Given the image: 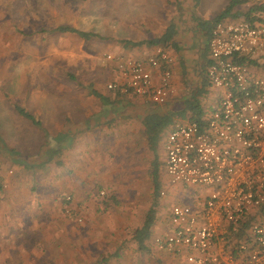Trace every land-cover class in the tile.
Listing matches in <instances>:
<instances>
[{"label": "rangeland", "instance_id": "1", "mask_svg": "<svg viewBox=\"0 0 264 264\" xmlns=\"http://www.w3.org/2000/svg\"><path fill=\"white\" fill-rule=\"evenodd\" d=\"M142 1L147 4L138 6V0H0V257H7L8 264H19L25 255L31 257L25 263L31 264L36 252L43 253L44 259L53 256L60 260L55 264H67L70 256L84 259V264L99 263V257H107L106 252H100L104 249L102 245L88 243L79 254L78 243L74 246L77 239L72 233L66 235L64 225L67 216L72 214L65 213V208L70 209L66 198H72V202L74 194L78 196L79 207L86 195L97 203L86 205L87 212L80 208L79 213H84L86 219L78 215L76 222L73 221V225L82 228V233L87 232L88 236L94 237L98 232L90 225L92 230L88 233V224L94 223V219L95 225H102L109 206L116 208L126 221L135 218L132 224H137L147 215L154 198L153 165L159 173L156 186L159 192L166 194L155 212L158 214L160 209L168 212L177 204L190 203L191 197L186 194L175 196L176 191L167 180L162 144L168 130L163 132L154 150L148 147L144 134L136 136L131 150L125 144L120 149L113 145L105 151L110 154L108 163L114 164L112 173L103 174L92 182H74L76 167L68 172L71 182L61 181L62 151L52 162H46L50 156L48 150L57 154L54 151L63 143L61 131L65 121L85 120L86 111L102 107L94 92L114 97L115 92L107 87L116 78V68L106 56L129 51L127 43L147 39L150 32L168 24V15L175 11L169 5L152 7L160 18L155 21L146 16V9L151 8L148 0ZM178 10L185 11V7L181 5ZM62 26L95 36L84 39L56 31ZM188 28L189 33L193 31L191 25ZM201 38V34L193 33L190 42L200 43ZM204 55L205 48L201 44L188 46L182 52L189 72L181 79L183 93L173 98L174 109L180 110L190 90L199 84ZM210 89L206 110L213 107V99L218 101L220 97L217 89ZM15 105L30 112L39 125L21 117ZM158 107L155 112L168 110ZM54 143L56 146L52 148ZM9 150L13 151L12 156ZM69 159L66 157L67 162ZM81 168L86 170L85 164ZM54 194L58 201L52 203ZM33 196L43 199L44 203L34 204ZM89 206L94 207V215ZM50 241L57 246L50 247Z\"/></svg>", "mask_w": 264, "mask_h": 264}, {"label": "built area", "instance_id": "2", "mask_svg": "<svg viewBox=\"0 0 264 264\" xmlns=\"http://www.w3.org/2000/svg\"><path fill=\"white\" fill-rule=\"evenodd\" d=\"M252 2L263 9L251 20L217 23L208 41L206 76L220 92L216 105L202 123L175 122L165 142L169 184L208 189L201 213L185 205L172 208L175 231L157 244L173 255L193 250L189 264H264V0ZM106 58L117 74L109 91L157 106L176 95L166 50L157 48L145 62Z\"/></svg>", "mask_w": 264, "mask_h": 264}, {"label": "crops", "instance_id": "3", "mask_svg": "<svg viewBox=\"0 0 264 264\" xmlns=\"http://www.w3.org/2000/svg\"><path fill=\"white\" fill-rule=\"evenodd\" d=\"M230 1L231 0H148V7L151 8L146 9V16H149V19L152 18L155 21L158 20L159 15H157L154 12V9H152V7H156L157 5L160 7L163 6V8H166L168 5L173 6V9L175 11L174 13L168 15L166 19L168 24L162 26L158 31L150 32L151 36L147 39L127 43V48L129 49V51L124 50L121 55L145 62L149 56L155 53V50L157 48L164 49L163 47L158 46H147V44L145 43L160 38L165 34L170 25H174L177 50L174 48L164 50H166L173 59V82L175 89L177 88L176 96L179 97L180 93L182 94L184 91V89L182 88L183 86L181 79L182 77H186V74L189 72V68L186 64L187 59L185 58V56H182V52H184V50L191 45L197 46L201 44V46H204L205 50L206 48H208V40L201 34L197 21L214 20L225 11ZM145 3L146 2H143L142 0H138L137 5L141 6ZM181 5L185 7V11L178 10ZM235 12L237 11L235 10ZM188 23L189 26L191 25V28L193 30L190 33L188 31L190 30L188 28ZM188 33L189 38L186 39V34ZM193 33L195 35L201 34L202 40H200V43L193 42V44H191L190 40L193 36ZM182 62L185 65V74L182 70ZM116 75L117 74L115 72V76ZM154 75L158 80L160 75L159 70L154 71ZM185 80H187V78H185ZM94 97H96V99L98 98L97 102L101 103L102 107H99L98 110L96 109L92 111H86L87 114L85 120L82 119L78 122H75L73 120L70 122L65 121V124L63 125V131H61L63 143L60 147L57 146V150L59 152H57V154H53L52 159L53 161L55 156L62 151L64 164L61 172V181L63 183L71 182V175H68V172H70L75 167L76 171H74L73 173H75L76 179H73L74 182H92L100 179L103 174L112 173L114 164L111 162L108 163L107 158L110 156V154H106L105 151L110 149L113 145L120 149L119 147L122 144H125L127 149L129 148L131 150L134 148V144L137 141L136 136L144 134L147 137V144L150 148L147 132L144 125L142 124V118L146 115L154 113L155 111H157L156 109L160 107L154 105L146 98L136 95H119L115 93L114 97L102 96L104 97V99L96 95ZM118 98L124 100L119 101ZM174 99H172L170 103L164 107H166L168 110L172 109L175 103ZM213 100V104L215 105V102L217 101H215V99ZM212 105L209 106L211 107ZM208 111L209 110H206V113ZM172 127L168 129L169 132ZM166 138L162 144L165 158ZM109 140H113L115 142L112 143L109 142ZM55 146L56 145L54 143V146L52 148H55ZM82 149H85L86 152H81ZM67 151L68 154L66 153ZM66 157L70 158L68 162L66 161ZM83 157L85 159H83ZM84 164L86 170L81 168L84 166ZM55 179L59 180L60 178ZM173 188L176 191L175 196L179 194H186L188 195V197H191L189 204L181 203L177 205L190 206L195 210V212L201 213L205 206L208 189L201 190L196 187L187 188L183 186H173ZM161 192L158 197H156L154 193V198L147 215H145L143 220L138 221L137 224H132L135 218H131L130 222L126 221L125 217L121 218L118 215L119 211L116 208H113L112 206H109L108 208L106 207L105 211L108 212L105 214V217H103L102 225H95L94 219V223H87L89 225L88 233L92 230H90V225L92 228H96V230L98 231L95 234L96 236L94 237L88 236L87 232L82 233V228H77L76 226H74L73 221L75 220L76 222L78 215H81L80 217H84L86 219L84 213H79L80 208L82 210L84 209V211L87 212V210H85L87 209L86 205H93V203L95 205L97 203H95V200L92 199L91 196L86 195L87 199L85 196L83 199V203H81L82 206L79 207V202H81V199H79L78 196L74 194V201H72L73 203L71 201V203H66V206L70 207V211L72 212V214L70 216H67L68 220H66L64 229L67 231L66 235L72 233V236L75 237L77 241H75V243L71 240L68 241L74 243V246L78 243L77 251L79 254H82L84 247L88 246V243L89 245H102L104 249L101 248L100 252L101 254L106 252L107 257L103 256L102 259L99 257L100 262L98 260L99 263L97 264H103L102 261H104L105 264H189L187 258L188 255L195 254L193 250L184 249L180 254L173 255L166 251L160 250L157 246L160 239L173 234L175 231V227L172 223L171 218V208L168 212H166L164 209H160V212L158 214L155 212L158 203H162V198L166 197V194L164 196H161ZM113 196L115 197V195ZM51 199L52 203L53 201H58L56 194L51 195ZM113 199L114 198L112 197V201H114ZM33 203L36 205L40 203L42 205V203L44 202L43 199L33 196ZM89 207H91V214L94 215V207ZM96 208L98 209L97 206ZM150 211L152 214L151 216H148ZM130 216H133L132 213ZM149 217L152 220L150 233L148 235V238L144 240L143 243H141L136 239L135 233L146 224ZM51 240H53V238ZM49 246L54 248L55 246H57V244H55V242L52 244V241H50ZM33 254L35 260L33 261V263L31 262V264H55V261H60L53 256L44 259L43 253L36 252ZM70 257L71 258L67 260V264H84V259H76L73 256ZM30 258L31 257L29 255L28 257H26L25 255V258L22 257L19 264H23L22 262H29ZM64 263L65 262H63V264ZM0 264H8L7 257L1 256Z\"/></svg>", "mask_w": 264, "mask_h": 264}, {"label": "trees", "instance_id": "4", "mask_svg": "<svg viewBox=\"0 0 264 264\" xmlns=\"http://www.w3.org/2000/svg\"><path fill=\"white\" fill-rule=\"evenodd\" d=\"M263 7L259 4L253 3L252 0H231L230 3L228 4L227 8L225 11L219 15L217 18H215L212 21H197L199 30L201 34L209 41L212 35V31L214 26L227 19H239V18H244L247 20H251L252 16L254 13L261 11ZM235 10L237 12H235ZM232 14V15H231ZM56 31H59L61 33H70V34H75L80 36L81 38L84 39H91L95 35L87 32H82L79 31L75 28L72 27H67V26H62L56 29ZM147 46H158V47H163L164 49H176L177 50V44L175 41V26L170 25L165 32L164 35H162L160 38L151 40L146 42ZM209 48H206L205 50V63L202 68V73L200 75L201 79L199 81V84L196 86L195 89L190 90V94L185 97L183 100V106L180 110L172 109L166 110L164 112H154L152 114L146 115L145 117L142 118V124L144 125L148 140L150 143V147L152 150H154V147H156L157 143L161 140V135L163 132L167 131L170 127H172L175 122L180 121V120H190L193 122H199L202 123L203 118L206 115V99L209 96L211 92V84L209 83L206 72H207V67L209 64ZM257 63H254L256 66ZM182 70L184 74L186 73L185 71V65L182 62ZM264 70V67H263ZM94 94L102 99L101 94L94 92ZM155 105V104H154ZM214 107V105H213ZM211 107V109H213ZM15 111L23 118L26 120L30 121L34 125H39V122L36 120V118L28 111H26L23 107L19 105L14 106ZM156 145V146H155ZM4 147V145L2 146ZM2 149L0 148V153ZM9 154L12 156L13 151H8ZM50 152V156H49ZM55 153L59 151H54ZM53 152L48 150V160L46 162H50L53 159ZM20 157V156H19ZM157 166L153 165L152 167V177L154 179V193L156 197L159 196L160 192L159 189L156 186L157 179L159 177V173L157 171ZM152 214V213H151ZM151 216V215H150ZM151 218H148V221L146 224L139 230L137 231L136 234V239L143 243L144 240L148 238V235L150 233V227L152 225Z\"/></svg>", "mask_w": 264, "mask_h": 264}]
</instances>
